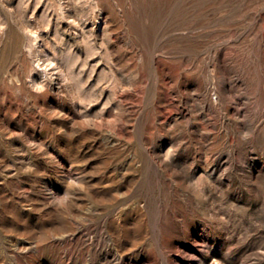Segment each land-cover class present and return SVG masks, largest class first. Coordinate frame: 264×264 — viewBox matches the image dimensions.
I'll use <instances>...</instances> for the list:
<instances>
[{"label": "rangeland", "instance_id": "obj_1", "mask_svg": "<svg viewBox=\"0 0 264 264\" xmlns=\"http://www.w3.org/2000/svg\"><path fill=\"white\" fill-rule=\"evenodd\" d=\"M0 264H264V0H0Z\"/></svg>", "mask_w": 264, "mask_h": 264}, {"label": "bare ground", "instance_id": "obj_2", "mask_svg": "<svg viewBox=\"0 0 264 264\" xmlns=\"http://www.w3.org/2000/svg\"><path fill=\"white\" fill-rule=\"evenodd\" d=\"M13 48V47H12ZM45 64V63H44ZM49 67V66H48ZM57 67V66H56ZM59 67V66H58Z\"/></svg>", "mask_w": 264, "mask_h": 264}]
</instances>
